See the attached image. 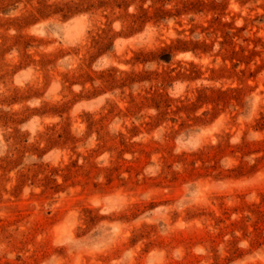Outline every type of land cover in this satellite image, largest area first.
Here are the masks:
<instances>
[{"label": "rangeland", "instance_id": "1", "mask_svg": "<svg viewBox=\"0 0 264 264\" xmlns=\"http://www.w3.org/2000/svg\"><path fill=\"white\" fill-rule=\"evenodd\" d=\"M0 264H264V0H0Z\"/></svg>", "mask_w": 264, "mask_h": 264}]
</instances>
